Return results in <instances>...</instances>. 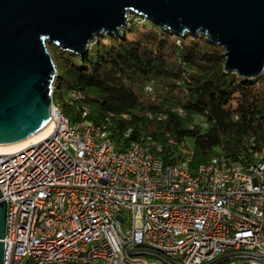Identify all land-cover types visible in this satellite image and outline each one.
Returning a JSON list of instances; mask_svg holds the SVG:
<instances>
[{"label":"built area","instance_id":"obj_1","mask_svg":"<svg viewBox=\"0 0 264 264\" xmlns=\"http://www.w3.org/2000/svg\"><path fill=\"white\" fill-rule=\"evenodd\" d=\"M67 98L78 121L53 101L46 139L0 153L3 264H264V155L190 170L191 151L167 163L91 121L81 89Z\"/></svg>","mask_w":264,"mask_h":264},{"label":"trees","instance_id":"obj_2","mask_svg":"<svg viewBox=\"0 0 264 264\" xmlns=\"http://www.w3.org/2000/svg\"><path fill=\"white\" fill-rule=\"evenodd\" d=\"M144 23L146 29L133 22L98 37L84 57L62 50L54 91L68 99L69 89H81L91 121L126 144L151 138L167 163L187 151L190 170L220 152L243 165L256 162L264 155V73L240 77L225 69L224 47L207 36ZM63 107L70 120L81 118L80 106Z\"/></svg>","mask_w":264,"mask_h":264},{"label":"water","instance_id":"obj_3","mask_svg":"<svg viewBox=\"0 0 264 264\" xmlns=\"http://www.w3.org/2000/svg\"><path fill=\"white\" fill-rule=\"evenodd\" d=\"M129 12L177 34L207 36L224 47L228 72L264 73V0H0V145L52 121L58 68L49 45L84 57L97 36L122 33ZM6 213L0 201V264Z\"/></svg>","mask_w":264,"mask_h":264},{"label":"rangeland","instance_id":"obj_4","mask_svg":"<svg viewBox=\"0 0 264 264\" xmlns=\"http://www.w3.org/2000/svg\"><path fill=\"white\" fill-rule=\"evenodd\" d=\"M128 15H129L128 25L125 28H123L122 31H124L126 28L131 29L132 28L131 23H133V22L139 23V25H138L139 30L146 29V27H144V25H143V24H145L144 23L145 22V17H143L142 15L136 14V13H132V12H129ZM200 35H202V34H200ZM100 36L101 37H105L106 36V33H102L101 35L97 36L95 38V40L92 42L90 48L96 43L97 38L100 37ZM49 50L52 53V55L54 57V60L56 62V58H59L60 55L62 54V49H60L59 47H57L55 44H51V45H49ZM53 99H54L53 101H55L54 103L55 104H58L59 107L62 110H64V107L63 106L65 105V102H68L69 103L68 99H65L63 97L62 90L59 87H57L55 89V91L53 93ZM71 122L72 123L75 122L72 117H71Z\"/></svg>","mask_w":264,"mask_h":264},{"label":"bare ground","instance_id":"obj_5","mask_svg":"<svg viewBox=\"0 0 264 264\" xmlns=\"http://www.w3.org/2000/svg\"><path fill=\"white\" fill-rule=\"evenodd\" d=\"M51 118H52V121L45 128H43L37 135L32 136L26 140H22V141L12 143L9 145H0V153L14 152L16 150H19L20 148L21 149L25 148L32 142H38V141L46 139L54 128L52 112H51Z\"/></svg>","mask_w":264,"mask_h":264}]
</instances>
